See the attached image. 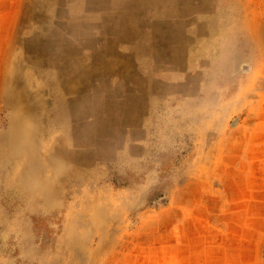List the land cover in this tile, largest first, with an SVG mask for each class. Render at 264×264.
I'll return each mask as SVG.
<instances>
[{
    "label": "rangeland",
    "instance_id": "rangeland-1",
    "mask_svg": "<svg viewBox=\"0 0 264 264\" xmlns=\"http://www.w3.org/2000/svg\"><path fill=\"white\" fill-rule=\"evenodd\" d=\"M111 1L0 0V264H264V0Z\"/></svg>",
    "mask_w": 264,
    "mask_h": 264
},
{
    "label": "crops",
    "instance_id": "crops-1",
    "mask_svg": "<svg viewBox=\"0 0 264 264\" xmlns=\"http://www.w3.org/2000/svg\"><path fill=\"white\" fill-rule=\"evenodd\" d=\"M114 2L115 0L111 1V7L118 10L112 9V12L109 15L107 14L113 28L106 34L105 39L110 41L113 52H115L116 55L119 54L118 52H120V54L129 53L132 56L134 55L135 62L139 65L141 63L143 64L144 56L152 57L155 52H166L167 56H171L172 62L176 57V52H182L181 49H177L176 38L173 35L176 28V21L174 20V17H176L175 15L169 17L167 14H162L157 18L158 24H152L153 26L149 25L153 30L151 31L150 28L147 29V34H143L142 36L141 24L131 21L129 19V13L126 14V11H123L125 10L126 4L117 0L116 3ZM166 7H168L167 2L164 3L163 11L166 10ZM154 18L156 17L150 19ZM181 25L182 24H180V26ZM157 29L161 30L164 34H162L161 46L156 47L160 42V40L157 39ZM111 64V73L112 75H115V73L119 71V62L117 63L114 61L111 62ZM139 68L140 70H143V68ZM114 91L117 92L116 90ZM119 95H121V93H119ZM136 97L142 99L144 96L137 94Z\"/></svg>",
    "mask_w": 264,
    "mask_h": 264
},
{
    "label": "bare ground",
    "instance_id": "bare-ground-1",
    "mask_svg": "<svg viewBox=\"0 0 264 264\" xmlns=\"http://www.w3.org/2000/svg\"><path fill=\"white\" fill-rule=\"evenodd\" d=\"M114 1V0H113ZM120 2V1H119ZM135 2V1H134ZM133 2V3H134ZM114 3H116V0H115V2ZM126 3V2H125ZM144 3V2H143ZM105 4V3H104ZM177 4V3H176ZM176 4H175V0H167V5H168V7H166V10L165 11H163V10H161V11H158L157 13H159V14H167V15H169V17H172V16H174V15H177V14H180L181 16H187L188 14H190L189 12H190V9H187V8H184V9H180V10H183V11H180L179 9H176L177 8V6H176ZM157 5V4H156ZM155 5V6H156ZM142 7H143V5H141ZM161 6V5H160ZM147 8V7H146ZM158 8V7H157ZM143 11V10H142ZM157 11V10H156ZM142 13V12H141ZM135 15V14H134ZM159 17V16H158ZM128 28V27H127ZM128 30V29H127ZM114 90H112L111 89V93L113 92ZM114 94H115V91H114V93L112 94V96H114Z\"/></svg>",
    "mask_w": 264,
    "mask_h": 264
}]
</instances>
